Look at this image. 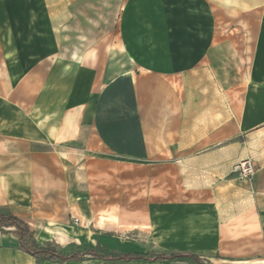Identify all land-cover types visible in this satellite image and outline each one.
Segmentation results:
<instances>
[{
    "label": "crops",
    "instance_id": "1",
    "mask_svg": "<svg viewBox=\"0 0 264 264\" xmlns=\"http://www.w3.org/2000/svg\"><path fill=\"white\" fill-rule=\"evenodd\" d=\"M75 164L143 166L150 217L124 232L158 210L172 253L264 264V0H0V210L56 227L33 207L56 214ZM17 247L0 264H37Z\"/></svg>",
    "mask_w": 264,
    "mask_h": 264
},
{
    "label": "rangeland",
    "instance_id": "2",
    "mask_svg": "<svg viewBox=\"0 0 264 264\" xmlns=\"http://www.w3.org/2000/svg\"><path fill=\"white\" fill-rule=\"evenodd\" d=\"M126 66V61L122 57L119 59L116 57L115 74L122 72ZM56 168L68 175V183L64 190L65 196L59 197L56 201V214L49 213L50 216H48L47 208L33 207L37 211L34 217L39 222L56 224L54 228L46 225L42 234L35 237L39 245L50 242V237L56 235L53 229H57L56 233H61L66 237L63 240L66 244L59 245L65 250H75L74 247L72 248L74 245L84 248H93L98 245L117 253L147 255L172 253L180 248L174 238L168 237L167 240H160L158 210L157 213L154 212L153 219L150 220V228L139 227L133 231L124 232L131 228L132 224L140 223L143 217H150L146 214L149 213L150 206L144 191L143 166L135 168L137 178L130 185L115 181L113 175L117 173L116 169H105L103 173L100 172L97 175L94 174L95 166L91 164L87 166L75 164L68 168L56 166ZM39 169L44 170L42 167ZM60 185L64 186V184ZM34 202L48 203V200L39 198ZM2 211L7 210L3 208ZM60 211L62 213H59ZM56 237L59 236L56 235ZM50 243L55 242L52 240ZM82 264L109 263L89 259ZM113 264L148 263L116 262Z\"/></svg>",
    "mask_w": 264,
    "mask_h": 264
},
{
    "label": "trees",
    "instance_id": "3",
    "mask_svg": "<svg viewBox=\"0 0 264 264\" xmlns=\"http://www.w3.org/2000/svg\"><path fill=\"white\" fill-rule=\"evenodd\" d=\"M12 234L17 238L18 250L31 256L37 264L49 262L55 264H80L86 260H98L113 264L144 262L154 264L159 262H186L189 264H211L190 253H159V254H121L108 251L104 246L93 248L72 246L75 250H65L55 243L46 242L39 245L34 232L29 225L11 213L0 210V235Z\"/></svg>",
    "mask_w": 264,
    "mask_h": 264
},
{
    "label": "built area",
    "instance_id": "4",
    "mask_svg": "<svg viewBox=\"0 0 264 264\" xmlns=\"http://www.w3.org/2000/svg\"><path fill=\"white\" fill-rule=\"evenodd\" d=\"M256 172V168L249 160L241 161L232 167V173L237 174L241 179L252 177Z\"/></svg>",
    "mask_w": 264,
    "mask_h": 264
}]
</instances>
